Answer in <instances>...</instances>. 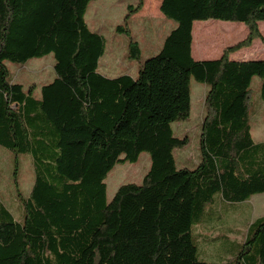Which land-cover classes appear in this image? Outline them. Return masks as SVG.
<instances>
[{
    "label": "trees",
    "instance_id": "1",
    "mask_svg": "<svg viewBox=\"0 0 264 264\" xmlns=\"http://www.w3.org/2000/svg\"><path fill=\"white\" fill-rule=\"evenodd\" d=\"M92 1L0 0V149L29 158L34 172L30 194L18 190L19 220L0 198V264H210L195 228L218 203L264 194V142H255L250 114L254 77L264 103V61L230 59L264 44V0H162L161 14L177 27L138 77L98 71L105 39L86 22ZM210 20L243 23L249 35L218 60L196 61L194 23ZM208 35L216 46L233 40ZM129 47L138 59V42ZM49 55L55 78L36 97L8 63ZM192 79L206 93L200 161L190 170L176 165L174 150L190 140L172 125L190 117ZM142 153L151 160L142 185L121 186L108 203L112 169ZM235 243L223 264H264V216Z\"/></svg>",
    "mask_w": 264,
    "mask_h": 264
},
{
    "label": "rangeland",
    "instance_id": "2",
    "mask_svg": "<svg viewBox=\"0 0 264 264\" xmlns=\"http://www.w3.org/2000/svg\"><path fill=\"white\" fill-rule=\"evenodd\" d=\"M138 2L139 0H99L89 4L86 22L91 30L100 33L105 39V53L100 59L98 68L100 73H110L106 74L109 77H118L124 74L138 77L144 62L158 53L167 35L177 27L175 21L167 19L161 14L158 0H143L145 5L143 14H139L141 11L130 13V10L137 7ZM205 23L212 24L214 27L220 23L237 27L245 25L216 20L205 21ZM119 26H123L126 32L116 31ZM210 30H213V27L208 28L206 32L209 33ZM259 31L264 38V22L259 23ZM232 35L235 36L231 39L238 37L239 29L231 32L226 30V33H223V36L227 38ZM248 35L249 32L247 37ZM131 40L138 42L140 48L138 59L129 58L127 55ZM213 40L214 38L209 37L204 39L207 49H210L212 43H216V38ZM256 42L260 46H264L261 40H256L254 43ZM262 51L264 52V48L256 52L263 54ZM54 63V57L49 55L32 59L24 64L9 62L8 68L11 77L16 83L23 86L24 91L31 90L34 96L39 97L41 88L55 78ZM205 93V85L192 79L190 117L172 125L177 137H188L190 140L187 146L174 150L176 165L179 169L193 170L200 161L199 141L204 116ZM251 99L252 134L256 143H263L264 103L260 99V79L258 77H254L252 82ZM150 167L151 160L148 153H142L135 163L117 164L106 180L107 202L112 201L118 189L123 185L132 183L142 185ZM33 182L34 172L31 160L21 156L16 161L13 154L0 149V198L18 220L22 213L18 190L24 197H27L31 192ZM215 208L207 223L195 228L194 238L199 242V253L202 258L210 264H223L235 251V242H243L247 237L250 225L264 216V194L255 195L242 204H223V208L218 203Z\"/></svg>",
    "mask_w": 264,
    "mask_h": 264
},
{
    "label": "crops",
    "instance_id": "3",
    "mask_svg": "<svg viewBox=\"0 0 264 264\" xmlns=\"http://www.w3.org/2000/svg\"><path fill=\"white\" fill-rule=\"evenodd\" d=\"M162 0H158L159 8L161 6ZM145 6V5H144ZM145 10V7L139 12V14H143ZM160 17H163L160 15ZM210 27H213L212 31H217L220 34L223 35V33H226V30L228 32L235 31L237 28L239 29V36L236 38H233V40L221 44L220 46H216L215 44L212 43L210 46V49H207V45L204 42V39L209 37V38H214L213 36H209L208 32L206 30ZM242 30V31H241ZM211 31V30H210ZM243 32V33H241ZM248 29L246 28L245 25H239L237 26H232V25H226V24H217L215 27L211 24H207L205 22H200V23H194L193 27V45H192V54L193 57L196 61H213V60H218L222 57L223 51L226 47H231L239 42L243 41L247 37ZM200 36V40H199ZM231 38V37H230ZM213 40V41H214ZM206 48V49H205ZM218 48V49H217ZM264 46H260L257 42L254 43V45L246 50H241L239 52H235L231 54L230 59L233 61H238V62H244V61H255V60H264V52L263 54H257L256 51L262 50ZM104 75L110 74V73H103ZM108 76V75H106Z\"/></svg>",
    "mask_w": 264,
    "mask_h": 264
},
{
    "label": "water",
    "instance_id": "4",
    "mask_svg": "<svg viewBox=\"0 0 264 264\" xmlns=\"http://www.w3.org/2000/svg\"><path fill=\"white\" fill-rule=\"evenodd\" d=\"M254 61V60H253ZM255 61H264V60H255ZM236 62H238V61H236Z\"/></svg>",
    "mask_w": 264,
    "mask_h": 264
}]
</instances>
